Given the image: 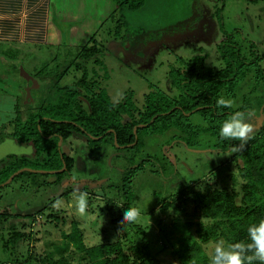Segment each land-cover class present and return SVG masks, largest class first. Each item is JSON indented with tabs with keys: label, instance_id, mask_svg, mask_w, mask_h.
<instances>
[{
	"label": "rangeland",
	"instance_id": "rangeland-1",
	"mask_svg": "<svg viewBox=\"0 0 264 264\" xmlns=\"http://www.w3.org/2000/svg\"><path fill=\"white\" fill-rule=\"evenodd\" d=\"M44 4L42 0L38 9L42 14L41 44L19 53L18 68L32 75L68 67L62 86L79 84L86 70L87 78L96 88L106 89L113 102L132 91L141 107L151 86L176 96L168 73L170 68L182 66L177 58L189 60L203 51L207 67L220 70L224 63L217 45L227 38L240 44L244 54L254 42L264 68V0L257 4L248 0H149L136 11L115 10L112 0L93 4L50 0L48 9ZM219 16L225 33L220 30ZM60 28L65 30L63 37ZM92 45L105 47L101 59L108 76L93 61L84 67H69L84 46ZM0 53V92L8 95L0 99V125L5 126L17 116L18 103L19 109L30 100L38 106L43 92L27 89L21 74L14 75L11 61L3 63L7 53ZM192 121L203 125L199 116H193ZM248 122L253 125L251 139L264 126V118L252 112ZM216 144L215 138L209 137L195 147L174 142L161 148L159 141L145 138V147L136 152L117 150L111 141L89 147L86 140L71 137L62 148L74 164L59 179L42 173L32 146L27 144L24 156L30 160L28 167L0 185V264H32L33 260L44 264L47 258L77 264L79 254L71 245L67 247L63 238L75 223L89 247L120 241L130 255V245H140V236L132 226L137 225L152 241V248L161 251L163 264H181L175 253L188 235L201 241L210 258L217 240L199 238L198 231L212 221L197 210L194 193L218 188L234 191L241 198L243 184L242 160L230 161L231 153L216 152ZM142 160L146 167L130 176L131 197L127 198L122 178ZM10 161L0 160V168L9 167ZM77 189L89 195L84 216L75 211L73 194ZM128 206L139 207L142 215L124 227L119 223V210ZM118 228H122L120 232ZM18 234L25 238L18 240Z\"/></svg>",
	"mask_w": 264,
	"mask_h": 264
},
{
	"label": "trees",
	"instance_id": "trees-1",
	"mask_svg": "<svg viewBox=\"0 0 264 264\" xmlns=\"http://www.w3.org/2000/svg\"><path fill=\"white\" fill-rule=\"evenodd\" d=\"M148 1L113 0L115 10L121 11L141 10ZM248 1L257 4L260 0ZM219 24L220 30L225 33L222 16H219ZM60 29L63 37L65 30ZM217 49L224 63L222 69L207 67L203 51L189 60L177 58L182 66L172 67L168 73L169 83L177 95L170 96L151 86L141 107L136 104L132 91L126 92L118 102L111 101L106 89L96 88L95 83L87 78L86 70H83L79 84L65 86L60 82L68 67L58 71H39L32 76L40 81V87L29 88L27 81H24V86L31 91L40 90L43 95L38 106L30 100L19 109L17 102V116L11 121L14 129L10 137L25 150L29 147H26L27 144L32 146L41 170L60 171L66 167L64 173L72 170L74 164L62 148L71 137L86 140L89 147L111 141L117 150L136 152L145 147V138L159 141L161 148L174 142L195 147L202 140L215 138L216 152L231 153L229 160L232 162H237L239 158L242 160L239 166L243 180L242 195L239 198L234 191L218 188L195 191L197 210L203 218L212 221L210 226L198 231L199 238L204 242L223 240L226 244L247 242V226L264 217V126L258 128L238 151L233 149V145H240L241 142L222 138L219 129L222 122L237 110L256 112L264 118V68L254 42L249 43L248 54L243 53L240 44L228 38L218 44ZM104 51V46H84L69 67L75 65L80 68L93 61L104 70V76H108L101 59ZM8 58L13 60L10 56ZM16 60L11 62L14 75L20 74ZM221 97L230 103L218 106L217 100ZM193 116H199L203 125L194 124ZM24 152L20 153L21 158L19 153L0 158L12 159L9 167L0 168V185L20 169L28 167L30 160ZM145 161H139L136 168H129L122 178L127 198L131 197L130 176L146 167ZM64 173L55 172L52 176L59 179ZM123 209L119 210L120 217ZM132 226L140 236V245H130V255L120 241L87 246L76 223L72 224L69 233H63V238L67 241L65 245H71L79 254L77 264H163L161 251L152 248V241L139 226ZM24 238L25 235L18 234V240ZM175 254L181 264H209V256L201 241L190 235L183 237L180 250ZM32 264L37 263L33 260ZM44 264L63 262L47 258ZM253 264L259 262L254 261Z\"/></svg>",
	"mask_w": 264,
	"mask_h": 264
},
{
	"label": "clouds",
	"instance_id": "clouds-1",
	"mask_svg": "<svg viewBox=\"0 0 264 264\" xmlns=\"http://www.w3.org/2000/svg\"><path fill=\"white\" fill-rule=\"evenodd\" d=\"M230 101L221 97L217 100L218 106L229 104ZM220 136L224 139L240 141V145H233V149L238 151L250 138L253 132V125L248 122V113L237 110L230 114L220 125ZM75 211L81 215H87L89 209V195L86 191H77L73 194ZM121 208L123 204H115ZM142 215L141 209L136 206H128L123 209L119 223L121 225H131ZM122 228H118L120 232ZM247 242L225 244L223 240L215 242L213 252L209 258V264H253L258 261L264 264V217L252 222L247 226Z\"/></svg>",
	"mask_w": 264,
	"mask_h": 264
},
{
	"label": "crops",
	"instance_id": "crops-1",
	"mask_svg": "<svg viewBox=\"0 0 264 264\" xmlns=\"http://www.w3.org/2000/svg\"><path fill=\"white\" fill-rule=\"evenodd\" d=\"M43 1L47 8L46 4L50 2V0ZM99 1L101 0H80L82 4L99 3ZM107 1L108 0H104V2ZM112 3L114 5L113 0ZM40 6L42 7V0H0V50L7 53L5 58H2L3 61L9 62L8 57L10 56L13 58L11 62L15 63L14 60L18 58L19 53H22L35 45L37 47L40 46L42 40V26L39 17L42 14L41 11L38 12ZM35 12L37 14H35ZM56 36L58 37V35ZM0 56L2 57L1 53ZM4 93L5 92H0V99L8 96L4 95ZM11 121L12 120L7 121L5 126L4 123L3 125H0V145L10 143L12 147V150L8 151L2 157H7L10 153L16 154L19 150L23 152L25 151V147L21 146L10 137V133H12L14 129Z\"/></svg>",
	"mask_w": 264,
	"mask_h": 264
},
{
	"label": "water",
	"instance_id": "water-1",
	"mask_svg": "<svg viewBox=\"0 0 264 264\" xmlns=\"http://www.w3.org/2000/svg\"><path fill=\"white\" fill-rule=\"evenodd\" d=\"M20 68V74L21 76L24 78V80L27 81L28 84H30L33 89H38L41 85L40 81H38V79H36L34 76L30 75L29 73L25 72V69L21 66H19ZM37 87V88H36ZM135 131V130H134ZM11 145L10 143L7 144H1L0 145V157H2L4 154H6L8 151H11ZM66 169V167H63V169H61L60 171H42V173H49V174H54L55 172H64ZM23 170H20L18 172H16L14 175H12L9 180L6 183H9L16 175H18L19 173H21ZM4 185V184H3Z\"/></svg>",
	"mask_w": 264,
	"mask_h": 264
}]
</instances>
